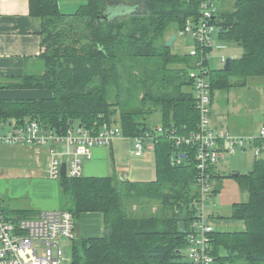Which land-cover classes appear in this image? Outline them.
Returning a JSON list of instances; mask_svg holds the SVG:
<instances>
[{
	"label": "trees",
	"instance_id": "trees-1",
	"mask_svg": "<svg viewBox=\"0 0 264 264\" xmlns=\"http://www.w3.org/2000/svg\"><path fill=\"white\" fill-rule=\"evenodd\" d=\"M27 1L28 14L40 22L43 70L0 83V88L47 90L50 96L0 99V120L34 118L62 131L70 121L86 128L110 122L114 109L110 111L109 96L121 81L126 61L142 63L158 57L164 71L168 63H186L180 70L184 77L166 78L160 70L155 95L148 93V81L136 80L144 92L141 105L151 100L163 127L179 133L196 129L198 112L189 70L196 59L201 62L200 57L172 53L164 37L168 29L175 34L188 21H196L201 0H86L72 12L62 11L58 0ZM215 25L218 38L241 46L243 52L231 58L227 69L207 68V57L203 58L211 94L244 85L247 77H264V0H235L232 9L216 11ZM147 113L121 109L118 121L123 133L134 136L148 130ZM153 143L156 177L150 182L115 176L60 178L61 192L68 198L66 210L74 218L101 212L105 228L102 236L71 241V264H189L186 229L195 215V164L189 155L172 163L177 150L170 138L159 135ZM220 176H215L217 182ZM231 176L247 197L232 204L228 218L241 220L243 226L213 230V264H264V155L254 158L248 172ZM219 186L216 183L214 193ZM133 200H139L142 208H131L128 202Z\"/></svg>",
	"mask_w": 264,
	"mask_h": 264
},
{
	"label": "built area",
	"instance_id": "built-area-1",
	"mask_svg": "<svg viewBox=\"0 0 264 264\" xmlns=\"http://www.w3.org/2000/svg\"><path fill=\"white\" fill-rule=\"evenodd\" d=\"M215 1L201 0L196 21H188L178 32L182 39L190 38L188 54L201 62L194 63L189 70L193 81V95L198 112L196 129L179 133L171 128L157 125L148 128L133 138V154L140 156L145 141L157 136L170 138L176 148L171 155L172 163L179 164L188 159L194 161L196 175L192 189L197 198L194 202L195 215L186 229L187 246L185 257L189 264H213L211 238L213 227L207 221L211 212L203 210V204L212 201L216 185L217 163L221 153H233L236 149H252L254 158L264 155V121L255 134L238 135L225 127L212 123V94L210 81L205 75L202 60L207 57L206 48L212 46ZM199 54V55H198ZM124 134L118 120L103 122L86 128L72 124L62 131L34 118H4L0 120V144L21 146H44L49 155L47 175L60 179L61 164L65 163L66 177L83 175L84 163L93 157L95 146H110L115 137ZM184 154V156H181ZM75 218L66 209L43 210L38 215H8L0 204V264H59L62 256L61 239L72 241ZM40 246V248H38Z\"/></svg>",
	"mask_w": 264,
	"mask_h": 264
},
{
	"label": "rangeland",
	"instance_id": "rangeland-1",
	"mask_svg": "<svg viewBox=\"0 0 264 264\" xmlns=\"http://www.w3.org/2000/svg\"><path fill=\"white\" fill-rule=\"evenodd\" d=\"M85 2L86 0H58V6L64 12H72L80 4H83ZM234 3L235 0H219L217 2L215 1V5L217 7V10L219 11L232 9ZM173 31H175L173 30V28L168 29L165 33L164 38H167V36L170 33L172 34ZM217 31L218 27L215 25L214 29L212 30L211 36L213 45L207 55V68L210 69L223 67V63H221L222 59L236 56L241 52V46L236 45L232 42H224L220 38H218ZM178 39L182 38L178 36L173 40V42H177ZM182 40H184L185 44H191L190 38ZM183 46L184 45L181 44L178 48H173L171 52H184L186 48ZM161 62V58L158 57L144 60L142 61V63L137 61H126V66L122 67L120 71L121 81L119 82L117 88L111 90L112 93L109 96V101L112 103L110 111H113L114 109V113L110 115L109 120H118L119 112L121 109L136 112H138L139 110H148L146 118L147 129L149 128L152 130L157 125H159L160 115L158 107L154 105L151 100H148V102H144L143 106L141 105L140 99L144 92L143 90H141L138 84L139 81L136 80L145 79L146 81H148V84L150 85L148 86V88H150L148 89V93L155 95V83L161 82L158 79L160 70L162 72V75H165L166 78L172 77L177 78V80H181L183 79L181 77H184L183 73L185 71L182 73L180 72V70H183L185 66H187L186 63L180 61L173 64L168 63L165 66L164 71L161 68ZM253 77H247L248 83H245V85L231 86V89L229 90V107L232 108L233 105L238 109L242 107L243 110H245L246 115L249 114L251 116L253 121L252 128L255 131L256 128L258 129V127L264 121V87H262L263 85H261L262 82L258 83V81H263L264 77ZM1 79L3 81H8V79L5 78ZM231 80L232 82L237 83L236 78L231 77ZM116 92L118 95L114 97ZM256 94H259V98ZM253 95H255L256 97L253 98ZM214 98H217V93H214ZM233 99L235 102H233ZM219 100L218 101L220 103L222 102L223 98ZM215 106L216 104L214 103L213 109H215ZM243 110L241 109V111ZM142 114L144 113L142 112ZM220 117L221 116H217V120H222V118ZM142 119L143 115L138 116V120L141 121ZM73 125L75 128L78 125L77 121H74ZM111 145V150L109 148V145L103 146V152H105L106 155L105 159H101L102 149H100V158L97 159V164L93 161V163L99 167V174L109 173L114 175L118 180H121V173L125 172L126 175L128 174L127 178H129L130 180L150 182L155 179V149L153 141L148 139L145 141L143 152L140 156H135L133 154V138L131 136L122 134L118 137H115ZM30 147L36 146L0 144V172L7 171L8 169L16 172L18 168L26 166V163L28 162L30 157L32 165H39V160H37V157L31 154L36 150H38L42 165H44V161L42 158L45 147H37V149H32ZM253 159L254 154L249 145H246L245 148L236 149V151L233 153H221L220 160L217 163V168L219 169L221 178L218 182L216 180V182L220 184L219 191L211 195L212 201L210 203L208 202V200H206V202L203 204V210H205L206 212H212L211 216L207 218V221L213 227V229L228 231L234 230L235 228H241L243 226L241 220L228 218V215L231 212L232 204L234 202H242L247 197L246 193L241 191L235 178L231 176V174L233 175V173L248 172V170L252 166ZM87 161H85L84 165L87 163ZM42 165L39 168L42 169ZM53 181H55L56 183L58 182V180ZM58 194L60 198L59 204H66L65 207L69 205L67 196L63 195L59 190ZM2 198L5 200V198L3 196L1 197L0 195L1 200ZM20 202L21 204H26L25 199H20L19 203ZM128 203L131 208H135L136 210H139L142 206L139 200H133ZM28 215L34 216L33 213ZM217 215H222L224 217ZM60 245L62 249V256L59 264H71V241L61 239ZM38 248H40V246H38Z\"/></svg>",
	"mask_w": 264,
	"mask_h": 264
},
{
	"label": "crops",
	"instance_id": "crops-1",
	"mask_svg": "<svg viewBox=\"0 0 264 264\" xmlns=\"http://www.w3.org/2000/svg\"><path fill=\"white\" fill-rule=\"evenodd\" d=\"M39 30V20L28 14L27 0H0V83H9L20 75L26 73H40L43 70V63L40 57L43 48L40 45ZM181 44L184 45L183 47H185L186 50L184 52L179 51V53L189 55L188 49L190 45L185 44L182 39H178L177 42H172V49L178 48ZM242 52L243 50L241 48L239 54L230 58L239 57ZM224 60L225 59H222L221 63H224ZM1 78L8 79V81H3ZM259 82H262L261 85L264 87V79L263 81H258V83ZM245 83H248L247 78ZM230 89L231 87L212 91L211 119L213 125L225 127L230 132L238 135L255 134L258 129L256 128L255 131L253 130L251 116L249 114L246 115L242 107L240 109L236 108L234 105L232 108L229 107ZM214 93H217L216 99L214 98ZM256 95L259 98V94ZM48 96H50V92L47 90L0 88V99H33L45 98ZM255 97L256 96L253 95V98ZM222 98L224 101L222 100V102L219 103V99ZM234 99L233 102H235ZM214 103L216 104L215 109H213ZM241 109L243 111H241ZM217 116H221L220 118H222V120H217ZM37 147L39 146L30 148L37 149ZM109 148L111 150L112 145H110ZM100 149H102L101 159H105L106 155L105 152H103L104 147H94L92 159L87 161L84 165V176H114L109 173L99 174V167L93 163V161L96 162L97 159L100 158ZM38 153V150H36L31 154L37 157L39 165H32L30 157L26 166L18 168L16 172H13L11 169L0 172V195L5 198V200L3 198L2 200L0 199V204L8 215H28L31 213L36 215L43 210L66 209V204H59L60 198L58 190L61 192L59 185L60 179H53L47 175L48 151L44 148L42 158L44 165H42ZM41 165L42 169L39 168ZM122 175L123 179L121 180H130L127 178L128 174L126 175L125 172H122L121 176ZM53 180H58V182L56 183ZM130 181L135 182V180ZM20 199H25L26 204L19 203ZM103 222V215L101 212L81 213L77 218L75 217V239L102 236L105 232Z\"/></svg>",
	"mask_w": 264,
	"mask_h": 264
},
{
	"label": "water",
	"instance_id": "water-1",
	"mask_svg": "<svg viewBox=\"0 0 264 264\" xmlns=\"http://www.w3.org/2000/svg\"><path fill=\"white\" fill-rule=\"evenodd\" d=\"M174 39H175V34L172 33V34L169 36V38L166 40L165 45H166L167 47H170L171 44H172V41H173ZM230 60H231L230 57H227V58L224 60V63H223V68H224V69H227V68H228L229 63H230ZM69 123L72 124V121H70ZM181 156H184V154H181ZM234 175H236V173H234ZM61 176H62V177H66V173H65V163H64V162L61 164ZM121 177H122V179H123V175H122ZM181 231H184V226H183L182 223H181Z\"/></svg>",
	"mask_w": 264,
	"mask_h": 264
},
{
	"label": "bare ground",
	"instance_id": "bare-ground-1",
	"mask_svg": "<svg viewBox=\"0 0 264 264\" xmlns=\"http://www.w3.org/2000/svg\"><path fill=\"white\" fill-rule=\"evenodd\" d=\"M179 31H180V30H179ZM179 31H177V32L175 33V38L178 37V32H179ZM170 35H171V34H170ZM168 38H169V37H168ZM168 38H167V39H168ZM172 42H173V41H172ZM171 45H172V44H171ZM218 170H219V169H218ZM218 173H219V171H218Z\"/></svg>",
	"mask_w": 264,
	"mask_h": 264
}]
</instances>
